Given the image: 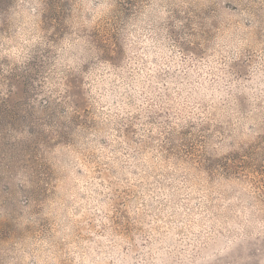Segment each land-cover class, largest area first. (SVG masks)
Listing matches in <instances>:
<instances>
[{
    "label": "clouds",
    "instance_id": "1",
    "mask_svg": "<svg viewBox=\"0 0 264 264\" xmlns=\"http://www.w3.org/2000/svg\"><path fill=\"white\" fill-rule=\"evenodd\" d=\"M0 264H264V0H0Z\"/></svg>",
    "mask_w": 264,
    "mask_h": 264
}]
</instances>
